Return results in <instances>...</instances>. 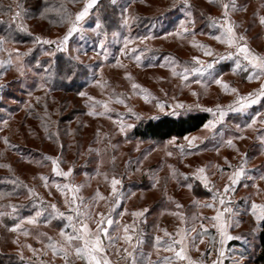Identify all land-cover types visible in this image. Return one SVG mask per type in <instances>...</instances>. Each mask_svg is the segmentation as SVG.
<instances>
[{
  "label": "rangeland",
  "instance_id": "obj_1",
  "mask_svg": "<svg viewBox=\"0 0 264 264\" xmlns=\"http://www.w3.org/2000/svg\"><path fill=\"white\" fill-rule=\"evenodd\" d=\"M0 1L3 260L82 264L103 227L99 254L137 264L149 220L157 241L176 242V224H164L172 216L193 234L212 226L206 248L216 255L222 242H242L227 247L230 262L252 264L264 217V101H251L264 89L237 45L264 58V0H96L79 21L92 0H61L53 26L29 17L22 0ZM228 27L243 40L229 45ZM193 112L208 113L210 127L165 142L131 136L142 120ZM196 186L206 197L193 196ZM213 186L231 187L232 212L219 211ZM76 235L84 239L69 241ZM107 235L119 237L114 248ZM169 249L161 253L173 260ZM153 258L145 264H170Z\"/></svg>",
  "mask_w": 264,
  "mask_h": 264
},
{
  "label": "trees",
  "instance_id": "obj_2",
  "mask_svg": "<svg viewBox=\"0 0 264 264\" xmlns=\"http://www.w3.org/2000/svg\"><path fill=\"white\" fill-rule=\"evenodd\" d=\"M66 3H73L72 0H64ZM61 0H22L21 6L29 11L31 14V18H39L44 21L47 25L51 24L50 26H53L56 20L58 19L56 15V11L59 10V6ZM0 3H4L0 1ZM53 10V12L45 13V10ZM2 8L0 7V12H2ZM57 28L61 27V25H55ZM65 26V25H64ZM63 26V27H64ZM4 30L3 34H7V32ZM260 33H257L255 35V39L259 38ZM20 36H18L19 39ZM35 115V113L32 111L30 113V116ZM37 119V117H35ZM210 115L206 112H193L188 113L185 115H180L177 117L170 116V115H162L158 116L156 118H151L148 120H142L140 121L133 129L131 136L135 139L139 140H151V141H161L165 142L167 140H170L171 138H185L189 135H192L199 130H201L209 121ZM79 128L82 127L80 124L78 126ZM192 194L195 198H203L206 197L207 191H205L202 187L198 188V186L194 187ZM242 202V201H241ZM187 211V212H186ZM191 211V210H190ZM188 209L185 210L186 216L189 214ZM174 217V216H173ZM172 218V216H171ZM180 217H177L176 219H179ZM175 219V218H174ZM183 219V218H182ZM185 219V218H184ZM181 220V219H180ZM205 222H203V225L200 226V228L197 230L196 236L199 239H205L207 240V243L212 242L214 239V230L213 227H204ZM155 226L156 222L149 220L146 225V235L143 237L140 247H144L145 249L139 250L142 253L137 252V264H145L147 263L148 259L153 258V256L158 255L156 254V249L160 250L161 257L159 259H154L155 261H162L165 260V262L170 263V255L168 256V253H161V249L163 248H170L175 247L174 242L168 238L166 241H157L155 237ZM257 241H258V248L257 252L250 255L248 258L251 260L252 264H264V219L259 224V232L257 234ZM242 242L232 240L229 242V246L240 248L242 247ZM207 247V246H206ZM205 247V253L208 252L207 248ZM241 252V251H238ZM204 253V254H205ZM165 254V255H164ZM159 255V256H160ZM3 255L0 253V264H23L22 262H16V261H8L5 262L3 260Z\"/></svg>",
  "mask_w": 264,
  "mask_h": 264
},
{
  "label": "crops",
  "instance_id": "obj_3",
  "mask_svg": "<svg viewBox=\"0 0 264 264\" xmlns=\"http://www.w3.org/2000/svg\"><path fill=\"white\" fill-rule=\"evenodd\" d=\"M251 56H252V54L249 57L250 59H251ZM250 59H248V61L246 60V62H247L246 64L254 67L253 63L251 62ZM256 63H259V62L256 61ZM254 68H256L255 70L261 74V79H260V83L258 86L263 87V89H264V71H261L257 67H254ZM258 95H259V98H255V100L257 102L253 103V106H255V107H258L264 101V94H262V91ZM262 104H264V103H262ZM262 144H263V142H262ZM173 222L176 225H174L173 229H171V230L173 232L177 231L176 233L178 235H177V240L174 243L175 258H173V260L170 259V264H202L199 260L200 258L201 259L204 258L205 261L208 262V264H233L232 262H230V260H231L232 255L234 254V252L228 251L229 249L227 247H230L229 243L226 245L225 242L224 243L222 242L221 248L224 246L222 248L223 250L221 249L218 252L219 254H217V255L213 251H208L205 253V247L207 246L206 245L207 240L199 239L196 236V234L190 233V228L187 226V223L185 220L176 221V219H174V218H168V219L164 220V224H168V225H170V224L173 225ZM111 224H114L113 227L119 226L118 222L114 223L112 221ZM161 225H159V226H161ZM118 238L116 237V235H115V237H109V235H107V237L105 239L106 246L108 248H110V247L114 248L118 244ZM167 238H169V235ZM177 253H179L180 255L178 256ZM93 255H95V257H96L95 260L92 259ZM169 255H170V253L168 254V256ZM85 258H86V262H84L82 259V262H84L82 264H96V261H100V264H104V261H107V264H110V263H108V261H109L108 257H106V255H102V254L100 255L99 253L88 254V255H86Z\"/></svg>",
  "mask_w": 264,
  "mask_h": 264
},
{
  "label": "snow or ice",
  "instance_id": "obj_4",
  "mask_svg": "<svg viewBox=\"0 0 264 264\" xmlns=\"http://www.w3.org/2000/svg\"><path fill=\"white\" fill-rule=\"evenodd\" d=\"M95 2H96V0H92V3H90V4H89V5H88V6H87V7H86V8H85V9H84V10H83V11H82L77 17H76V20L79 21V20L83 19V17H84L85 15L88 14V10H89V8H91L92 5H93ZM233 6H234V5H233ZM224 7H225V8H228V4H225ZM17 15H19V13H17ZM261 23L264 24V18H261ZM100 27H101V25H100L99 23H97L96 28L99 29ZM75 30H76V29H75V26H74L73 29H70V31H69V35H71V32H72V31H75ZM226 35H227V42L229 43V45H232L236 40H243V37H234V36H233V34H232V27H228V28H227ZM68 38H69V36L66 35V36L64 37V41L66 42V41L68 40ZM217 39H219V37H217ZM45 43H47V41H45ZM237 47H238V51H239V53H243V54H244V58H245L246 60H248L249 57H250V55H251L250 52H249V50H248V48H247L246 46H240V45H237ZM209 54H210V53H209ZM256 61H259V63H256ZM251 62H253V66H254V67H257V68H259L261 71H264V58H260V57H256V56H251ZM207 67L210 68V67H212V65L209 64V65H207ZM217 83H219V81H217ZM233 91H235V90L233 89ZM262 94H264V90H262ZM81 95H84V94L81 93ZM256 102H257V101H256L255 99H253V100L251 101V103H256ZM241 107H243V105H242ZM209 111H211V109H209ZM221 115H223L222 112H221ZM205 127H210V124H209V125H205ZM229 143H231V141H229ZM201 171H203V170L201 169ZM241 174H242L241 172H237V173H236L237 176H239V175H241ZM112 183H113V186H115L116 184L119 183V181L113 179ZM53 207H54V206H53ZM255 207H256V206L253 205V208H255ZM37 215H39V213H38ZM69 219H71V217H69ZM258 219H264V217H258ZM29 222H33V221H29ZM111 223H112V222L109 220V221H108V224H111ZM101 224H103V222H101ZM17 227H19V225H17ZM85 227H86V226H85ZM126 231H127V229H126ZM101 232H104V234H106V229H104L103 227H101V228H99V229L97 230L95 244L91 247V249H89L91 252L99 253V252L103 251V249H102V247H101V240H100V233H101ZM73 239H75V240H81V239H84V237L81 236V235H76V236H73V237H69V241H71V240H73ZM126 239L130 240L131 237H126ZM229 239H231V237H229ZM88 245H89V242H88V241H85V248H88ZM83 251H84V249H82V248H77V249H76L77 254H81ZM125 251H127V250H125ZM65 255L67 256V254H65ZM177 255L179 256L180 254L177 253ZM129 256H131V253H129ZM92 259H93V260L96 259L95 255L92 256ZM96 264H100V261H96ZM104 264H107V261H104Z\"/></svg>",
  "mask_w": 264,
  "mask_h": 264
},
{
  "label": "built area",
  "instance_id": "obj_5",
  "mask_svg": "<svg viewBox=\"0 0 264 264\" xmlns=\"http://www.w3.org/2000/svg\"><path fill=\"white\" fill-rule=\"evenodd\" d=\"M213 192L218 197V209L221 213H230L232 212L236 205L239 203V198H237L234 193L231 191V187H212ZM209 248L211 249L212 246L210 245ZM125 258L123 256L119 257L116 260V264H123ZM208 264V263H207Z\"/></svg>",
  "mask_w": 264,
  "mask_h": 264
}]
</instances>
